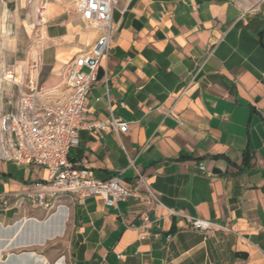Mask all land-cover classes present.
<instances>
[{"label": "crops", "instance_id": "obj_1", "mask_svg": "<svg viewBox=\"0 0 264 264\" xmlns=\"http://www.w3.org/2000/svg\"><path fill=\"white\" fill-rule=\"evenodd\" d=\"M4 3L40 25L60 86L98 31L74 0ZM112 20L85 119L118 117L128 130L100 139L82 128L70 155L96 179L142 173L166 207L132 196L65 197L51 213L0 205V264H264V0H119ZM8 85L3 113L23 90L14 98ZM45 176L0 161V195Z\"/></svg>", "mask_w": 264, "mask_h": 264}, {"label": "built area", "instance_id": "obj_2", "mask_svg": "<svg viewBox=\"0 0 264 264\" xmlns=\"http://www.w3.org/2000/svg\"><path fill=\"white\" fill-rule=\"evenodd\" d=\"M118 1L75 0L76 11L85 24L98 31L97 39L70 60L60 86L45 88L40 86L37 77L30 78L15 108L1 115L0 161L36 165L46 170L44 178L27 182L21 190L1 194L0 205L4 208L28 204L51 213L65 197L74 200L99 197L106 205L114 206L130 196L166 207L142 173L137 172L133 182L117 175L100 180L91 176L87 166L70 159L71 151L79 145L82 128L91 130L100 139L110 129L128 130V122L118 117L96 122L85 119L99 65L109 56L112 47V35L116 30L112 13ZM5 79L18 84L14 72H9ZM168 213L175 211L168 208ZM186 217L195 229L230 230L204 218ZM143 219L148 220L147 216Z\"/></svg>", "mask_w": 264, "mask_h": 264}, {"label": "rangeland", "instance_id": "obj_3", "mask_svg": "<svg viewBox=\"0 0 264 264\" xmlns=\"http://www.w3.org/2000/svg\"><path fill=\"white\" fill-rule=\"evenodd\" d=\"M12 10L13 7L0 0V117L8 107V83L12 84L15 98L19 89H26L30 78L37 77L40 86L51 88L59 76L52 78L51 67L46 64L48 56L43 58L44 39L40 25H32V18L12 16ZM9 72H14L18 84L5 79Z\"/></svg>", "mask_w": 264, "mask_h": 264}, {"label": "trees", "instance_id": "obj_4", "mask_svg": "<svg viewBox=\"0 0 264 264\" xmlns=\"http://www.w3.org/2000/svg\"><path fill=\"white\" fill-rule=\"evenodd\" d=\"M70 159H71V160H74V159L72 158V156H71V155H70Z\"/></svg>", "mask_w": 264, "mask_h": 264}]
</instances>
